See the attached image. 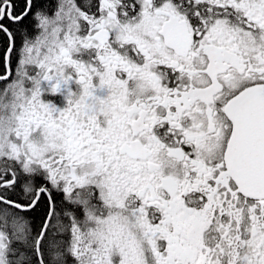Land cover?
Listing matches in <instances>:
<instances>
[{
  "label": "snow or ice",
  "instance_id": "6c2138e0",
  "mask_svg": "<svg viewBox=\"0 0 264 264\" xmlns=\"http://www.w3.org/2000/svg\"><path fill=\"white\" fill-rule=\"evenodd\" d=\"M0 264H264V0H0Z\"/></svg>",
  "mask_w": 264,
  "mask_h": 264
}]
</instances>
